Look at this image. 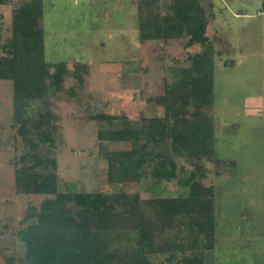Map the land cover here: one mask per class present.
Masks as SVG:
<instances>
[{"label": "rangeland", "instance_id": "rangeland-1", "mask_svg": "<svg viewBox=\"0 0 264 264\" xmlns=\"http://www.w3.org/2000/svg\"><path fill=\"white\" fill-rule=\"evenodd\" d=\"M212 1L216 9L211 11L212 17L215 15L213 22L220 31L215 34V26H210L207 33L219 52L212 69L210 114L214 119V151L216 158L232 161L234 167L228 175L216 177L212 164L203 162L207 170L203 184L212 186L216 208V248L204 260L211 264H262L264 17L255 14L264 0H221L223 4ZM1 8L0 43L9 36L11 17L7 8ZM203 10L205 14L208 12L206 5ZM123 14L132 15L135 21L130 0L80 1L76 5L71 1L44 2V61L64 62L69 73L78 64L76 74L80 82L69 75L62 83L61 92L48 98V112L56 119L54 144L40 145L38 153L41 157L55 158L58 192L137 194L141 199L186 195L181 180L155 182L147 167L139 177L130 176L116 184L106 180V173L114 167L109 166L103 155L137 148L141 156L167 151L176 171L183 168L186 174L192 169L184 157L172 152L170 144L164 146L160 142L162 110L147 103L148 98L162 93L158 74L164 72L166 65H173L176 56L159 50L155 43L153 54L139 48L134 34L128 32L130 19L126 21L127 33L119 36L116 23ZM140 57V63L135 66L133 60ZM158 58L164 59L165 66ZM124 60L130 62L126 65ZM141 62L146 70L141 71L140 77L132 76L139 71ZM12 89L11 82L0 81V246L12 250L18 259L23 246L11 237L25 226L19 225L25 209L35 207L41 198L20 195L14 188L12 161L25 148L15 134L16 128L10 127ZM23 107L30 115L38 109L37 103H24ZM96 114L119 119L111 122L89 119ZM141 127L145 135L155 137L146 146H143L145 138L139 135ZM185 174L179 172L178 178ZM132 247L133 237L126 232L110 242V250Z\"/></svg>", "mask_w": 264, "mask_h": 264}, {"label": "trees", "instance_id": "trees-1", "mask_svg": "<svg viewBox=\"0 0 264 264\" xmlns=\"http://www.w3.org/2000/svg\"><path fill=\"white\" fill-rule=\"evenodd\" d=\"M130 1L139 48L147 44L153 54L155 43L159 50L176 56L171 66L157 59L165 66L158 74L162 93L147 103L162 110L160 142L170 144L172 152L184 157L192 169L185 174L179 168L185 175L178 178L167 151L141 156L137 148L103 155L114 167L106 180L116 184L139 177L147 167L155 182L181 180L187 193L141 199L137 194L57 191L56 160L41 157L38 149L54 144L56 119L48 112V98L61 92L65 77L80 82L79 65L69 73L64 62L44 61L42 0H0L1 9L7 8L11 16L9 36L0 43V81L13 86L10 127L16 128L25 148L12 161L13 184L18 194L41 198L35 207L25 209L19 222L25 226L11 237L22 244V256L15 259L12 250L0 246L2 264H211L204 259L216 244V208L212 186L203 184L207 175L203 162L212 164L216 177L228 175L234 167L232 161L216 158L214 151L212 69L219 52L205 35L208 17L200 0ZM260 8L264 9V3ZM192 46L199 51L189 52ZM24 103H37L34 115L27 114ZM89 119L111 122L119 118L96 114ZM145 132L141 127L143 146L155 138ZM122 232L133 237V247L110 250V242Z\"/></svg>", "mask_w": 264, "mask_h": 264}, {"label": "crops", "instance_id": "crops-1", "mask_svg": "<svg viewBox=\"0 0 264 264\" xmlns=\"http://www.w3.org/2000/svg\"><path fill=\"white\" fill-rule=\"evenodd\" d=\"M51 1H71L72 2V4L73 5H76L78 2H80V1H94V2H96V1H102V0H42V17H43V4H44V2H51ZM107 1H117V2H121V1H125V0H107ZM217 1H219L220 3H222L223 4V1H221V0H217ZM200 4H201V7L203 8V6H205L206 5V8H207V10H208V12L206 13V16L208 17V19H211V20H209L208 22H207V26H206V29H205V35L208 37V39L212 42V40H211V37L209 38V36L207 35V33H208V31H209V27L210 26H215V29H213V32H215V34H217V33H219L220 34V31L219 30H217L218 28V26L213 22L214 21V18H215V15H214V17H212V10H214L215 9V5H214V3H213V1L212 0H200ZM218 9V8H217ZM215 11H216V9H215ZM128 19H130L129 21H130V26H129V29H128V32H129V34H134V36H135V40H136V31H135V21H132L133 20V17H132V15H128V16H126V15H124L123 14V17H122V15H121V19L119 20V21H117V23H116V26H117V34L119 35V36H123L124 34H126L127 33V31H126V21L128 20ZM42 26H43V20H42ZM123 29V30H122ZM90 31H88V33H89ZM219 36V35H218ZM43 38H44V32H43ZM98 44H101L102 45V43H98ZM213 44V43H212ZM137 46L139 47V45H138V43H137ZM148 45L147 44H145L144 45V47H143V49H145V51L148 49V47H147ZM137 47V48H138ZM135 49H136V47H135ZM188 51L189 52H192V53H194V52H198L199 51V48L198 47H196V46H192L191 48H189L188 49ZM146 55V54H145ZM140 60H141V57L138 59V61L137 60H133L134 61V63L133 64H135V66H137V64H138V62L140 63ZM128 62H130V60L129 61H127V60H124V62L123 63H125L126 65H127V63ZM132 65V64H131ZM140 67L138 68V72L137 73H133L132 74V76H139L140 77V75H142V73H141V71L142 70H146V68H145V65L141 62V65H139ZM215 248H216V246H215Z\"/></svg>", "mask_w": 264, "mask_h": 264}, {"label": "built area", "instance_id": "built-area-1", "mask_svg": "<svg viewBox=\"0 0 264 264\" xmlns=\"http://www.w3.org/2000/svg\"><path fill=\"white\" fill-rule=\"evenodd\" d=\"M256 17H260L263 18L264 17V9L260 8V10L257 11V13L255 14Z\"/></svg>", "mask_w": 264, "mask_h": 264}]
</instances>
